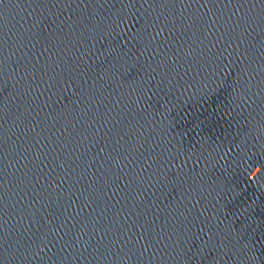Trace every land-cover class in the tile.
Wrapping results in <instances>:
<instances>
[{"label": "water", "instance_id": "obj_1", "mask_svg": "<svg viewBox=\"0 0 264 264\" xmlns=\"http://www.w3.org/2000/svg\"><path fill=\"white\" fill-rule=\"evenodd\" d=\"M0 264H264V0H0Z\"/></svg>", "mask_w": 264, "mask_h": 264}]
</instances>
